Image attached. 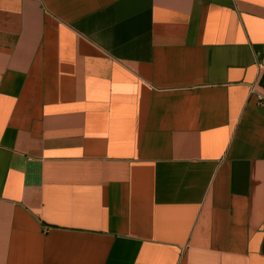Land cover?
Here are the masks:
<instances>
[{
  "label": "crops",
  "instance_id": "0c3cea01",
  "mask_svg": "<svg viewBox=\"0 0 264 264\" xmlns=\"http://www.w3.org/2000/svg\"><path fill=\"white\" fill-rule=\"evenodd\" d=\"M0 264H264V0H0Z\"/></svg>",
  "mask_w": 264,
  "mask_h": 264
}]
</instances>
